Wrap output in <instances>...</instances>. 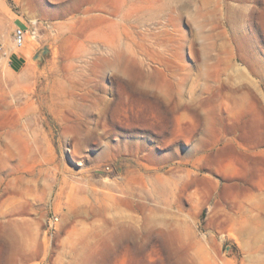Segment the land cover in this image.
<instances>
[{
    "label": "rangeland",
    "instance_id": "1",
    "mask_svg": "<svg viewBox=\"0 0 264 264\" xmlns=\"http://www.w3.org/2000/svg\"><path fill=\"white\" fill-rule=\"evenodd\" d=\"M0 264H264V0H0Z\"/></svg>",
    "mask_w": 264,
    "mask_h": 264
},
{
    "label": "crops",
    "instance_id": "2",
    "mask_svg": "<svg viewBox=\"0 0 264 264\" xmlns=\"http://www.w3.org/2000/svg\"><path fill=\"white\" fill-rule=\"evenodd\" d=\"M23 56L21 54H19L18 52L14 51L12 52V54L10 55V68L12 70L17 69L18 67H20L22 60H23ZM17 66L14 68V66Z\"/></svg>",
    "mask_w": 264,
    "mask_h": 264
},
{
    "label": "built area",
    "instance_id": "3",
    "mask_svg": "<svg viewBox=\"0 0 264 264\" xmlns=\"http://www.w3.org/2000/svg\"><path fill=\"white\" fill-rule=\"evenodd\" d=\"M24 35H25V31L20 29V28H16L14 31V39L15 42L18 46H21L24 42Z\"/></svg>",
    "mask_w": 264,
    "mask_h": 264
},
{
    "label": "bare ground",
    "instance_id": "4",
    "mask_svg": "<svg viewBox=\"0 0 264 264\" xmlns=\"http://www.w3.org/2000/svg\"><path fill=\"white\" fill-rule=\"evenodd\" d=\"M116 27H117V26H116ZM17 46H18V45H17ZM18 47H19V46H18ZM13 48H15V44L13 45ZM120 48H121V47H120ZM110 52H111V51H110ZM112 53H113V52H112ZM120 53H121V52H120ZM135 57H136V56H135ZM140 60H141V59H140ZM124 63H125V62H124ZM124 63H123V64H124ZM116 67H117V66H116ZM118 67H119V66H118ZM123 67H125V66H123ZM157 178H158V177H157ZM157 178H156V179H157ZM141 210H143V209H141ZM144 212H145V211H144ZM111 221H112V220H111ZM115 224H116V223H115ZM148 225H149V224H148Z\"/></svg>",
    "mask_w": 264,
    "mask_h": 264
}]
</instances>
